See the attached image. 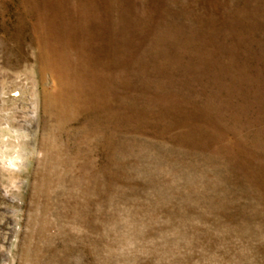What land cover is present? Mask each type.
<instances>
[{"label": "rangeland", "instance_id": "obj_1", "mask_svg": "<svg viewBox=\"0 0 264 264\" xmlns=\"http://www.w3.org/2000/svg\"><path fill=\"white\" fill-rule=\"evenodd\" d=\"M0 264H264V0H0Z\"/></svg>", "mask_w": 264, "mask_h": 264}]
</instances>
